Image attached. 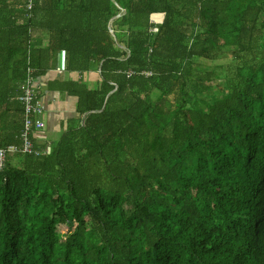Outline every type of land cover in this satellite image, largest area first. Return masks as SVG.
<instances>
[{
	"label": "trees",
	"instance_id": "trees-1",
	"mask_svg": "<svg viewBox=\"0 0 264 264\" xmlns=\"http://www.w3.org/2000/svg\"><path fill=\"white\" fill-rule=\"evenodd\" d=\"M28 1L0 0V148L27 68L100 81L0 170V264H264V0Z\"/></svg>",
	"mask_w": 264,
	"mask_h": 264
},
{
	"label": "crops",
	"instance_id": "crops-1",
	"mask_svg": "<svg viewBox=\"0 0 264 264\" xmlns=\"http://www.w3.org/2000/svg\"><path fill=\"white\" fill-rule=\"evenodd\" d=\"M36 37L41 39L39 42L35 39L34 42L42 45L47 35L38 32L35 35ZM99 77V68L82 75L77 72H67L65 70L64 53L58 55V63L35 82L37 100L44 107L42 119L45 124L44 129L37 133L36 136L34 135L35 144L43 145L50 149L52 143H55L60 138L67 127L76 125L78 124L77 122L81 125L83 124L84 118H79L76 112L77 99L59 90L58 87L61 86V83L82 80L90 88L94 89L100 81ZM15 160L16 158L13 161L15 162Z\"/></svg>",
	"mask_w": 264,
	"mask_h": 264
},
{
	"label": "built area",
	"instance_id": "built-area-1",
	"mask_svg": "<svg viewBox=\"0 0 264 264\" xmlns=\"http://www.w3.org/2000/svg\"><path fill=\"white\" fill-rule=\"evenodd\" d=\"M31 7V1H28L27 10ZM144 75H150L148 72H142ZM36 77L33 70L27 68L23 84L20 87V94L17 100L23 109V127L19 135V144L11 145L6 148H0V170L5 165L8 158L17 155L29 154L33 151V137L44 129L42 116L44 114L43 105L37 100L35 89Z\"/></svg>",
	"mask_w": 264,
	"mask_h": 264
},
{
	"label": "rangeland",
	"instance_id": "rangeland-1",
	"mask_svg": "<svg viewBox=\"0 0 264 264\" xmlns=\"http://www.w3.org/2000/svg\"><path fill=\"white\" fill-rule=\"evenodd\" d=\"M200 64L201 65H209V64H211V62L210 61H203L202 60V62H200ZM211 66V65H210ZM210 66H208L207 68H211ZM40 133V132H39ZM37 134H35V136H36ZM12 159V158H11Z\"/></svg>",
	"mask_w": 264,
	"mask_h": 264
},
{
	"label": "clouds",
	"instance_id": "clouds-1",
	"mask_svg": "<svg viewBox=\"0 0 264 264\" xmlns=\"http://www.w3.org/2000/svg\"><path fill=\"white\" fill-rule=\"evenodd\" d=\"M37 79H38V78H36V80H37ZM112 85L115 86L113 83H112ZM36 97H37V91H36ZM44 125H45V124H44ZM10 158H13V157H10Z\"/></svg>",
	"mask_w": 264,
	"mask_h": 264
}]
</instances>
